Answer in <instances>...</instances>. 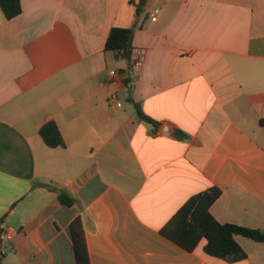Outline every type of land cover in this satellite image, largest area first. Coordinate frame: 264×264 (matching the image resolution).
Here are the masks:
<instances>
[{"label":"crops","instance_id":"obj_1","mask_svg":"<svg viewBox=\"0 0 264 264\" xmlns=\"http://www.w3.org/2000/svg\"><path fill=\"white\" fill-rule=\"evenodd\" d=\"M138 3L21 0L10 20L0 9L3 264H76L78 217L91 264H264V242L241 235L247 258L228 262L204 239L190 252L162 234L213 188L217 222L264 231V0ZM113 28L146 50L133 82L129 55L106 50ZM48 122L62 146L42 140Z\"/></svg>","mask_w":264,"mask_h":264},{"label":"trees","instance_id":"obj_2","mask_svg":"<svg viewBox=\"0 0 264 264\" xmlns=\"http://www.w3.org/2000/svg\"><path fill=\"white\" fill-rule=\"evenodd\" d=\"M147 1L139 0V8L142 9ZM0 9L5 18L10 20L21 13V0H0ZM132 38L133 28H113L106 42V50L118 55H129ZM134 106L140 119L151 123L154 127L158 126L156 122L142 112L138 104H134ZM39 134L44 143L51 148L63 145L60 130L55 122H48L43 125L39 130ZM41 185L56 192L58 202L61 205L71 207L76 204L75 198L65 190L48 183H42ZM220 195V190L213 188L191 197L162 229V234L190 252L204 239L206 241L204 251L207 255L228 262H238L246 259L247 254L235 241V235H241L257 242H264V231L217 222L211 215L210 208ZM70 234L76 264H91L81 218L78 217L72 221ZM2 259L3 254L0 253V264H3Z\"/></svg>","mask_w":264,"mask_h":264},{"label":"built area","instance_id":"obj_3","mask_svg":"<svg viewBox=\"0 0 264 264\" xmlns=\"http://www.w3.org/2000/svg\"><path fill=\"white\" fill-rule=\"evenodd\" d=\"M157 13V11H156ZM155 20V17L152 18ZM146 58V50L142 48H134L130 50L129 60H130V73L129 79L133 82L135 79L139 78L142 74L143 65ZM114 74V72H112ZM120 106V104H118ZM4 232V241L8 242L12 239L15 230L13 228L1 226ZM3 254V252H1Z\"/></svg>","mask_w":264,"mask_h":264},{"label":"rangeland","instance_id":"obj_4","mask_svg":"<svg viewBox=\"0 0 264 264\" xmlns=\"http://www.w3.org/2000/svg\"><path fill=\"white\" fill-rule=\"evenodd\" d=\"M8 254H10V252Z\"/></svg>","mask_w":264,"mask_h":264}]
</instances>
